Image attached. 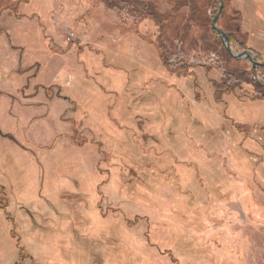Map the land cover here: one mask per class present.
Listing matches in <instances>:
<instances>
[{
    "label": "rangeland",
    "instance_id": "obj_1",
    "mask_svg": "<svg viewBox=\"0 0 264 264\" xmlns=\"http://www.w3.org/2000/svg\"><path fill=\"white\" fill-rule=\"evenodd\" d=\"M137 1L186 75L121 6L0 0V264H264V108L214 99L216 4ZM222 1L264 60V0Z\"/></svg>",
    "mask_w": 264,
    "mask_h": 264
},
{
    "label": "trees",
    "instance_id": "obj_2",
    "mask_svg": "<svg viewBox=\"0 0 264 264\" xmlns=\"http://www.w3.org/2000/svg\"><path fill=\"white\" fill-rule=\"evenodd\" d=\"M104 6L109 9H114L118 6H121L120 11L124 12L128 17L137 19V20H150L154 23L157 28V40L152 41L151 45L159 52L161 59L164 62V65L171 71H180L183 75H186V65L183 64L181 59L171 51L169 44L165 43L162 40V23L161 15L158 14L152 6H145L137 0H99ZM193 10L200 8V5L193 1ZM215 6H212L214 9L212 14V19L217 13L219 8V2L213 0ZM205 14V12H203ZM233 15H237L231 18L233 22V27L236 31H239V25L241 23V18L238 13L233 12ZM224 18L223 9L219 15L217 21V28L220 31H223L229 38V46L235 54H241L244 51H250L257 63L256 66H253L252 63L247 60H236L232 58L223 48L220 39L212 31L211 26L209 27L210 33L216 40L217 44L222 47V51L226 59L228 60V65L226 68L218 67L219 79L212 80L209 79V83L213 89V96L216 102H221L222 98L226 95H235L237 90H241L242 87H250L249 92L243 94V104H252V105H261L264 108V60L262 57L255 51L249 49L247 43L239 39L236 36V33H230L226 28L221 27L219 22ZM212 20L209 21V25ZM238 29V30H237ZM240 32V31H239ZM244 38V37H243ZM243 66V67H241ZM257 78L261 79L259 81ZM239 98V97H238Z\"/></svg>",
    "mask_w": 264,
    "mask_h": 264
},
{
    "label": "water",
    "instance_id": "obj_3",
    "mask_svg": "<svg viewBox=\"0 0 264 264\" xmlns=\"http://www.w3.org/2000/svg\"><path fill=\"white\" fill-rule=\"evenodd\" d=\"M217 1L219 2V8H218L216 15L214 16V18L212 19V22H211L212 31L218 36L223 48L232 58H234L236 60L247 59L252 63L253 66H256L257 63L255 62V59H254V57L250 51H244L241 54H235L229 46L228 36L223 31H220L217 28V21L219 19V15L223 9V1L222 0H217Z\"/></svg>",
    "mask_w": 264,
    "mask_h": 264
},
{
    "label": "built area",
    "instance_id": "obj_4",
    "mask_svg": "<svg viewBox=\"0 0 264 264\" xmlns=\"http://www.w3.org/2000/svg\"><path fill=\"white\" fill-rule=\"evenodd\" d=\"M73 38H74V34L73 33H70L68 36H67V40L68 41H73ZM259 81H261V79L257 78Z\"/></svg>",
    "mask_w": 264,
    "mask_h": 264
},
{
    "label": "crops",
    "instance_id": "obj_5",
    "mask_svg": "<svg viewBox=\"0 0 264 264\" xmlns=\"http://www.w3.org/2000/svg\"><path fill=\"white\" fill-rule=\"evenodd\" d=\"M243 106L248 107L249 105L243 104ZM251 106H252V105H251ZM255 106H261V105L256 104ZM261 107H262V106H261ZM262 108H263V107H262Z\"/></svg>",
    "mask_w": 264,
    "mask_h": 264
}]
</instances>
